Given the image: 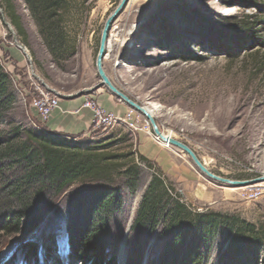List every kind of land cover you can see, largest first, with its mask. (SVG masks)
I'll list each match as a JSON object with an SVG mask.
<instances>
[{
    "label": "rangeland",
    "instance_id": "1",
    "mask_svg": "<svg viewBox=\"0 0 264 264\" xmlns=\"http://www.w3.org/2000/svg\"><path fill=\"white\" fill-rule=\"evenodd\" d=\"M120 1L71 0V16L67 20L77 53L62 69L49 58L43 72L36 69L34 58L29 61L25 56L24 66L16 67L8 49L19 52L15 42H21V37L15 35L12 26L10 30L5 25L9 23L6 17H0V63L12 77H17V103L10 117L28 129L38 130L42 125L30 106L37 88L53 86L74 93L75 97V92L85 90V86L99 83L95 59L101 31ZM136 3L128 0L109 33L110 46L106 48L103 68L112 84L133 102L151 108L159 131L187 145L212 174L232 181L264 176V0ZM16 4L24 27L29 30L35 24L22 1L17 0ZM244 25L251 28L249 32L243 31ZM88 40L92 53L86 58L81 49ZM148 135L169 153L171 169L162 171L149 159L153 170L140 164L136 194L123 199L121 215L106 216V264H124L125 260L126 264L157 263L153 258L163 244L156 241L158 236L147 243L136 242L133 234L129 236L141 197L155 173L162 175L172 195L193 212L238 216L264 234V183L231 188L211 181L181 151L158 143L151 127ZM135 137L117 126L105 132L94 129L63 138L91 144L112 142L109 153H133L136 157L140 154ZM5 181L0 178V201L5 199ZM119 188L121 194H127L123 186ZM86 190L81 184H74L60 192L48 189L40 197L31 195V200L35 199L33 221H37V227L29 234H24L22 221L17 230L4 229L6 216L0 213V264H80L72 259L68 238L71 241L76 236L68 225L76 234L82 231L85 213L77 210L76 202L79 193ZM245 195L256 197L246 200ZM226 244L221 233L203 264H222ZM159 259L158 264L165 260ZM258 262L264 264V252H260Z\"/></svg>",
    "mask_w": 264,
    "mask_h": 264
},
{
    "label": "trees",
    "instance_id": "2",
    "mask_svg": "<svg viewBox=\"0 0 264 264\" xmlns=\"http://www.w3.org/2000/svg\"><path fill=\"white\" fill-rule=\"evenodd\" d=\"M21 1L52 64L62 69L77 53L67 20L71 16V0ZM16 3L17 0H1V12L15 35L25 43L24 23ZM244 26L243 31L249 32L251 28ZM14 85L13 77L0 63V178L7 179L2 187L5 199L0 201V213L6 216L3 228L17 230L22 221L24 234H29L37 227V221H33L35 199L31 200V195L40 197L48 189L60 192L81 184L87 190L79 193L76 208L84 211L85 220L77 234L68 225L76 236L71 241L68 238L72 259L80 264H106L103 238L108 228L107 217L123 213V199L137 192L140 164L153 170L151 162L141 155L134 157L133 153H109L112 142H71L43 127L38 130L24 127L10 117L17 103ZM121 186L126 195L121 194ZM171 192L162 175L153 174L129 233L136 242L147 243L158 236L156 241L163 243L160 244L163 253L155 254L156 264L161 257L165 259L162 264H203L221 233L227 240L222 264H259V254L264 252L262 232L238 216L193 212ZM30 248L34 250L31 245Z\"/></svg>",
    "mask_w": 264,
    "mask_h": 264
},
{
    "label": "crops",
    "instance_id": "3",
    "mask_svg": "<svg viewBox=\"0 0 264 264\" xmlns=\"http://www.w3.org/2000/svg\"><path fill=\"white\" fill-rule=\"evenodd\" d=\"M24 32L26 34L25 43H18L26 49L31 59L34 58L37 65L36 69L41 72L45 71V65H49L50 57L42 44L36 27L33 24L29 30L24 27ZM91 45V40H88L81 49L82 54L86 58H89L92 53ZM28 49L39 50H32L31 52ZM8 51L9 58L14 59L16 67H23L25 61L24 54L20 51H13L12 49H8ZM16 78L13 76L14 81H16ZM85 87H87L86 89H89L93 87V85L89 84ZM48 89L61 95V97L57 96L59 98V106L51 112L48 121L42 125V127L49 133H56L65 137H73L92 131V114L89 110L81 108L83 100L87 97L94 98L101 107L117 116L123 115L128 109L126 105L118 101V99L112 96L104 88H100L92 92L90 95L83 97H74V93H65L53 86H50ZM23 93H25V91H23ZM77 93L78 91L75 92V94ZM135 135V140L137 141L136 147L139 154L151 161H155L162 171L166 169L170 171L171 167H168V165L171 164L168 159L169 153L153 143L148 134L137 133Z\"/></svg>",
    "mask_w": 264,
    "mask_h": 264
},
{
    "label": "water",
    "instance_id": "4",
    "mask_svg": "<svg viewBox=\"0 0 264 264\" xmlns=\"http://www.w3.org/2000/svg\"><path fill=\"white\" fill-rule=\"evenodd\" d=\"M128 0H121L117 8L112 12V14L106 19L103 29L101 31V36L99 40V48L95 59V69L97 73V77L99 80V83L89 89H85L83 91L78 92L75 97H83L90 95L92 92L100 89L105 88L112 96H114L116 99H118L120 102H122L124 105H126L129 109L134 110L135 112L143 115V117L147 120L148 124L151 127L153 135L157 138V140H160L162 143L166 144L167 146L174 147L181 151L184 155H186L191 164L207 179L218 182L223 185H227L231 188H246L255 186L258 184L264 183V176L255 178L253 180H246V181H232L225 178L218 177L211 172L203 165V163L198 159L196 154L185 144L181 143L180 141H177L171 137L165 136L162 134L156 123L154 118L142 108V106L138 105L137 103L130 100L125 94L120 92L110 81L109 77L106 75L104 68H103V62L106 57V48L109 41V33L112 27V24L116 21L120 13L123 11L125 5L127 4ZM1 18L2 12L0 10ZM5 25L8 26L10 30H12L10 24L5 23ZM18 49L24 54V56L31 61L29 55L27 54L26 49L20 45L19 43L15 42ZM47 88V87H46ZM47 90L58 97H61L59 93H54V91H51L47 88Z\"/></svg>",
    "mask_w": 264,
    "mask_h": 264
},
{
    "label": "built area",
    "instance_id": "5",
    "mask_svg": "<svg viewBox=\"0 0 264 264\" xmlns=\"http://www.w3.org/2000/svg\"><path fill=\"white\" fill-rule=\"evenodd\" d=\"M35 97L30 102V106L38 117L41 125H44L51 114V112L59 106V98L52 95L45 88H37L35 90ZM81 108L89 110L92 114V130L99 129L103 132L114 129L117 126L124 127L128 132L135 135L137 133L150 134V126L147 122L142 120L140 115L132 109H127L126 112L117 116L103 107L91 97L83 100ZM33 126H36L33 124ZM256 197V195H254ZM254 196H244V199L250 200Z\"/></svg>",
    "mask_w": 264,
    "mask_h": 264
},
{
    "label": "bare ground",
    "instance_id": "6",
    "mask_svg": "<svg viewBox=\"0 0 264 264\" xmlns=\"http://www.w3.org/2000/svg\"><path fill=\"white\" fill-rule=\"evenodd\" d=\"M135 2H137L138 3V0H132V3H135ZM137 3H136V5H137ZM108 46H110V43L108 42V44H107V47ZM142 108L144 109V110H146L153 118H154V111L151 109V108H148V107H144V106H142ZM161 132V131H160ZM162 133V132H161ZM163 134V133H162ZM167 136L169 137L170 136V134H168L167 133ZM156 138V137H155ZM157 139V138H156ZM158 141V143H160L161 145H163L164 147H167V148H169L170 146H167L166 144H164V143H162L160 140H157Z\"/></svg>",
    "mask_w": 264,
    "mask_h": 264
}]
</instances>
